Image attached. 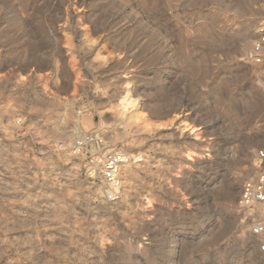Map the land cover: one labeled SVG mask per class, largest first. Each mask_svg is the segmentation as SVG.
I'll return each instance as SVG.
<instances>
[{
  "label": "rangeland",
  "instance_id": "374dc122",
  "mask_svg": "<svg viewBox=\"0 0 264 264\" xmlns=\"http://www.w3.org/2000/svg\"><path fill=\"white\" fill-rule=\"evenodd\" d=\"M262 32L264 0H0V264H264L238 207L264 150ZM111 151L131 157L114 203Z\"/></svg>",
  "mask_w": 264,
  "mask_h": 264
},
{
  "label": "built area",
  "instance_id": "2783aa9c",
  "mask_svg": "<svg viewBox=\"0 0 264 264\" xmlns=\"http://www.w3.org/2000/svg\"><path fill=\"white\" fill-rule=\"evenodd\" d=\"M246 61L253 66L264 64V32L259 35L258 40L248 49ZM21 119L16 121L17 124ZM103 138L98 129L88 133H82L75 141V152L85 154L90 153L103 145ZM259 164L257 169L259 173L243 184L238 207L247 211L251 218L250 231L257 241V250L264 256V150L257 153ZM131 157L122 151H111L101 161L99 173L105 186V198L108 202L114 203L121 191L120 173Z\"/></svg>",
  "mask_w": 264,
  "mask_h": 264
},
{
  "label": "bare ground",
  "instance_id": "6f19581e",
  "mask_svg": "<svg viewBox=\"0 0 264 264\" xmlns=\"http://www.w3.org/2000/svg\"><path fill=\"white\" fill-rule=\"evenodd\" d=\"M124 92V91H123ZM135 99L131 97V94L129 91L124 92L122 96L119 97L118 102H117V112L120 117L122 118H127L129 121H132L134 123L138 122L137 118V112L132 113V111L135 108ZM188 131L191 133L194 132L192 128H187Z\"/></svg>",
  "mask_w": 264,
  "mask_h": 264
},
{
  "label": "crops",
  "instance_id": "0c3cea01",
  "mask_svg": "<svg viewBox=\"0 0 264 264\" xmlns=\"http://www.w3.org/2000/svg\"><path fill=\"white\" fill-rule=\"evenodd\" d=\"M0 69H1V65H0ZM0 80H1V77H0ZM73 84L72 85H70V87L68 88V90H67V93H71V91L73 90ZM51 88H55V89H58L57 88V86L54 84L53 86H49V89H51Z\"/></svg>",
  "mask_w": 264,
  "mask_h": 264
}]
</instances>
